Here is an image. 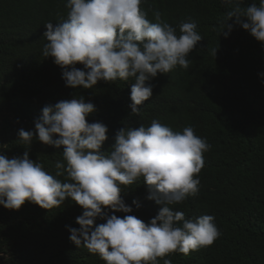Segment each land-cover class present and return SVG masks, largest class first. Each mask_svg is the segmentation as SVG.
Returning a JSON list of instances; mask_svg holds the SVG:
<instances>
[{
  "label": "trees",
  "instance_id": "obj_1",
  "mask_svg": "<svg viewBox=\"0 0 264 264\" xmlns=\"http://www.w3.org/2000/svg\"><path fill=\"white\" fill-rule=\"evenodd\" d=\"M66 3L0 0V154L23 158L27 151L31 161L55 174L63 147L39 142L35 121L44 106L80 96L96 109L87 121L104 123L107 136L122 128L150 126L154 119L174 131L192 126L211 148L203 155L199 194L174 210L186 218L214 216L221 236L188 256L174 253L165 258L172 264H264V83L259 75L264 73V45L234 19L228 22L234 25L228 38L220 36L219 24L230 10L221 0H143L141 7L150 20L159 11L177 32L182 22H195L203 40L189 54L188 69L177 66L147 82L153 95L140 106V115L133 116V79L72 89L62 78L63 69L43 56L41 33L47 31L46 23L55 26L66 19ZM251 3L258 5L259 0H244V6ZM211 49L218 50L216 57ZM75 67L87 71L82 64ZM21 128L34 133L31 145L19 140ZM106 142L103 152L112 149L113 141L107 147ZM147 195L142 178L121 193L137 218L156 216L160 210ZM105 212L109 217L125 215ZM82 213L71 199L51 210L27 201L19 211L0 206V264H106L83 256L85 248L69 240L68 229H79L76 218ZM104 222L98 218L96 224ZM165 258H158L159 264Z\"/></svg>",
  "mask_w": 264,
  "mask_h": 264
},
{
  "label": "clouds",
  "instance_id": "obj_2",
  "mask_svg": "<svg viewBox=\"0 0 264 264\" xmlns=\"http://www.w3.org/2000/svg\"><path fill=\"white\" fill-rule=\"evenodd\" d=\"M142 3L67 0L66 19L55 26L46 23L47 31L41 33L42 54L63 69L67 87L91 89L100 81L133 79V116L140 115V106L153 95L147 82L177 66L188 69L189 54L203 40L195 22H182L177 32L159 11L150 20ZM221 3L230 10L219 24L220 36L228 38L234 28L228 22L234 19L235 25L264 45V0L248 6L244 0ZM217 51L211 49V55L216 57ZM77 63L87 71L76 68ZM259 75L264 83V73ZM95 111L83 96L44 106L35 121V138L44 145L63 147V160L56 161L57 171L52 174L31 161L27 151L23 158L0 154V206L19 211L27 201L51 210L71 199L83 213L76 218L79 229H68L69 240L85 248L83 256L106 264H159L158 258L174 253L188 256L213 245L221 236L214 216L186 218L184 212L174 210L199 194L203 155L211 148L206 139L196 135L192 126L174 131L158 119L150 126L122 128L107 136L104 123L86 119ZM18 137L31 145L34 133L21 128ZM106 140V147L113 141L109 152L101 151ZM141 178L147 199L160 206L156 216L137 218L122 199V191ZM132 203L140 207L137 201ZM105 209L125 215L109 217ZM98 218L105 222L97 225ZM163 264L172 261L165 258Z\"/></svg>",
  "mask_w": 264,
  "mask_h": 264
}]
</instances>
